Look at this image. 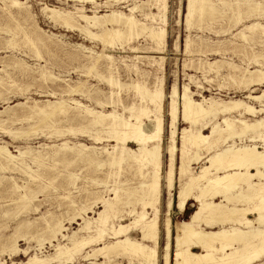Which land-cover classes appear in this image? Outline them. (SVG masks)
<instances>
[{
    "label": "bare ground",
    "instance_id": "obj_1",
    "mask_svg": "<svg viewBox=\"0 0 264 264\" xmlns=\"http://www.w3.org/2000/svg\"><path fill=\"white\" fill-rule=\"evenodd\" d=\"M0 1H3L6 8L10 11L8 15L10 20L15 19L14 14L11 12L12 9L17 12V15L22 14L23 10L27 9L24 7L23 3H20L17 0ZM66 1L78 2L81 3L82 6L81 8L76 9L75 13L65 11L61 12L49 9L48 7L44 9V13L49 15L56 23L60 24V26L68 29L69 31H75L81 34L85 33L86 38L88 37L89 39H91V41H99L105 47H112L114 44H116V42H121L122 46H124L123 44H130L133 40L143 37L152 43L153 47H151L150 49H165L167 43V30L165 23V11L167 3L166 0H147L143 2L142 5L134 3L133 6L129 9V14L120 12L118 10H110L106 11V13L102 15L98 14V12L102 8H109L110 1H114L116 2V4H125L128 2V0H106V2L105 0ZM187 3V15L185 20L189 25L194 16L198 15L199 17L204 13H210L211 15L219 13L220 15H226L225 17H227V15L229 14H233L236 18L242 20L241 14L246 15V12H248L249 16L247 15L246 18L247 20H251V24L246 26L244 30H248V32L253 36H257L258 34L261 36L264 35V25L260 22V20H252V17H255L253 19H256L257 17L264 18V11L259 10V8H261L262 10V8L264 7V0H188ZM84 5H91L92 9L94 10V15H87ZM155 11L157 13H154ZM257 11H259V14L256 16H252V14L254 15V13ZM136 13H140L145 21L143 22L137 19ZM50 17L48 19H50ZM19 20L20 19H18V21ZM22 20L24 19H21V21ZM159 20L163 22H161L162 26L158 24ZM148 21L150 23H147ZM233 22L235 23L236 21ZM154 23L157 24L154 25ZM16 28L20 29L19 26H16L14 29ZM19 31L21 32V30ZM21 35H23L22 39H24L33 47H37L38 43L43 42L40 35L35 34V37H32L31 34L26 33V30L24 33L22 32ZM246 37L248 36L244 32L242 34L234 35L233 39L235 40V38H240L241 41L237 42H241L240 46H246L249 45ZM258 38H255V40ZM51 44V47H60L58 43ZM66 44L68 45V43ZM217 44H221V42ZM192 45L194 46L195 44H193L192 40L188 39L185 44V52L192 48ZM45 47L50 46L45 43ZM141 47L133 46L130 48V50L133 53H138L140 50H142ZM75 48L79 49L80 52L84 55L81 57H85L87 60L93 59V62L90 61V63H92L91 66L94 70L98 67L97 63L99 62V60L105 59L108 63L107 70H110L109 78L105 77V80L109 83L108 85H110L111 88L116 87L115 89H122V87L131 88L130 90L133 89V92H135L134 94H136L140 101L139 104H136L134 102V104H132L131 106L124 107V111L129 113V116L125 117L122 115V113L119 114L116 110H113L110 113H105L104 111L96 112L94 109H90L88 106L82 105L75 99L69 98L68 100H65L62 98L58 102L47 101L45 103V107L43 108L35 107L34 110H36L34 114L38 113L43 115L44 117H49L50 115L57 112L67 114L71 110L80 109V116L70 113L72 116L67 120H69L70 122L80 121L85 123L86 125L83 124L79 128V130H74L75 128H71L69 129L70 132L74 133L82 130L89 131L93 130V128L99 127L101 128L100 130L106 134L105 136L108 140H115L117 145L113 147L112 152L104 149L107 153V157L109 156V159H107L106 162L105 160H101L99 158L100 153L98 149L94 147L88 148L85 145H80L78 147L74 146L73 148H69L67 147V144H64L61 146L60 151L65 149H77V154H79L80 152L89 162L91 161L95 164V161H104L101 163L102 166L104 163H116L117 165L115 164V166L118 167V165L124 162L127 158L131 159L133 162L138 163L140 165V167L138 166V170L141 175V182L138 181V190L129 192L130 195L128 197H138V199H136L135 197L137 201L135 202L141 205V210L137 211L136 207L132 205V208L125 211V216L131 218L132 222L128 225H116L113 220L124 210L122 208L123 204L121 203L122 205H120L118 203L119 196H117V194L115 193L117 201L116 203H114L115 198L106 200L101 196L97 198V200L100 201L103 205V211L99 212L97 217L93 219H89L90 217L87 219L83 217L80 218L83 220L84 225L81 226L82 228L74 232L71 236L63 234L67 229L62 224H58L57 229L54 228L55 226L53 227V237L57 238V236L59 235L67 241V244L65 245H62L59 242L57 245H53L55 249V254L53 256L41 257L39 255H34L29 258L27 263L25 262L20 264H75V260L77 257L85 262H89L90 264H97L95 262V258L100 255L101 257L104 256L105 258H107L108 264H111V253L125 255L126 258L127 256H129V264H133L134 261H136L138 264H159L158 248L160 210L158 209V204L161 202L163 181L165 182V187L170 198L167 204V210L169 213L166 215L167 217L164 220L166 242L163 247L164 254L162 258V264L263 263L264 117L260 115L264 113V90H262V93L260 95L254 96L253 94H250L246 96V99L259 103L260 107H255L253 104L242 100H231L227 102L211 98L204 99L202 100V102H197L193 99L194 94L190 90V87L187 85L183 86L182 91L181 88L180 90H178V87L174 85L172 90L170 89L171 92H168L167 94L164 87V79L162 78H156L151 87L147 86L145 81H140L139 79L136 81H132L129 85L122 84L119 80L120 78H116L111 72L115 64V60L111 55H105L103 53L98 54L93 51V49L89 47L87 48L84 45H80ZM216 52L218 53L220 51ZM254 57L255 58L253 59L248 58L250 60V63H248L247 61V67H243L242 65L236 64L234 62H226V65H221L218 61H214L210 62L207 68L209 69V71L215 73L216 75H218L224 68H226V76L229 79L239 81V84H245L247 88L252 84L261 85L264 84V61L258 60L257 56ZM144 58L154 60V63L158 62V65H162V62L164 61L163 57L158 58L159 61L155 60V58L153 57H135V59L137 60H142ZM141 64L143 63L141 62ZM251 65L255 66V69H252L250 67ZM99 70L100 69H98L97 71ZM134 70L137 74L142 75V77L147 75L136 66H134ZM97 71L95 72L97 73ZM39 75L41 74L39 73ZM41 76H43V78L46 77V72H44ZM97 76L101 77L99 75ZM161 76L163 77V75ZM48 77L49 76H47L46 79H48ZM51 77L52 76L49 77L50 80H53L51 79ZM103 79L101 78V80ZM50 80L49 82H51ZM78 88L79 87L76 88V91L78 90ZM76 91L72 90L66 92L68 94H71ZM78 91L76 93H78ZM66 92L64 93L66 94ZM84 94L85 92H82V95ZM51 96L53 99L56 96V93L53 92ZM166 98H168L167 115L170 119L167 124V130L169 134V145L166 152V154L168 155V165L166 175L163 176L162 170L164 166L162 165V142L165 134L164 110L166 105ZM48 107L52 108V111L49 112L47 110ZM81 115H84V117H86L82 118ZM245 116H249L253 119L250 120ZM218 117H222V122H214V120ZM145 119L150 122V125L147 126V123H144ZM180 121L190 124V127L184 128L181 132H178L177 125ZM207 129L211 130L210 134L208 135L204 134V131ZM246 135L248 137V139H246L248 140L249 144L234 142L235 137H242L243 139V136ZM177 138H179L181 142L179 146H177ZM94 139L96 140V142H101L103 140V137H101L100 135H96ZM231 141L232 143H230ZM128 143L136 145L137 149L130 148L128 146ZM191 147L198 148V151L196 152V155L194 157H190L189 154V148ZM202 148L206 149L205 154L200 153L199 149ZM58 153L59 151L56 152V154ZM23 154L26 153L20 154V157L23 156ZM176 159L180 160L178 163L180 166L178 167H176L175 165ZM35 161H39V159L37 158L35 159ZM23 162L24 161L13 156L12 153H10V151L7 149V147H0L1 171H11L16 169L18 170L19 167L17 164L21 163L22 166H26V164ZM98 163L99 162H97V164ZM194 164H202L200 170L195 174V168H192V165ZM110 167H112V165ZM175 171H178V173L176 174L179 177L178 179L175 178ZM114 174L115 177L116 173ZM109 179L110 177L108 178V180ZM175 180H178L180 183L176 195V209L178 214H182L191 201L197 205V210L193 212L188 221H181L174 224L172 220V209L174 206L173 190L175 188ZM107 183H105V192L117 191L115 187L111 190L108 189ZM21 187H23V185ZM8 190L5 189L6 192H9ZM30 192L31 191L29 190V193ZM32 192H34V189ZM35 192L37 193V191ZM103 192L104 191H102V193ZM5 196L3 198H5ZM20 196L21 199L27 197L25 193L24 195ZM217 199H221V201L216 202ZM20 203L24 204L22 203V201H20ZM21 206L23 207L24 205ZM23 209L24 208H22V210ZM149 209H152L154 212L152 218L148 216ZM87 210L88 209L84 210V213L87 212ZM250 215H255L256 217L254 219H251L249 218ZM72 220L79 221V218H77V216H74ZM132 229H135L141 234L139 240L133 239L131 237L130 231ZM173 231L175 232L174 236ZM93 232H95V234H92ZM106 237L115 241L113 243H105L100 248L93 249L92 251H89L87 253L83 252L88 246L92 245L93 243L101 242ZM16 241L14 243L11 241L12 244L10 245H14L13 248H10L9 250V252H12L10 254L11 256H16L19 253V249L17 248V246H15ZM172 242H174L176 247L174 255L172 254ZM149 243L153 244L151 245ZM6 245H4L3 248L6 247ZM5 251L6 250H4L3 252ZM23 252L24 254H28V250H25ZM0 264H6V262L0 261Z\"/></svg>",
    "mask_w": 264,
    "mask_h": 264
},
{
    "label": "rangeland",
    "instance_id": "obj_2",
    "mask_svg": "<svg viewBox=\"0 0 264 264\" xmlns=\"http://www.w3.org/2000/svg\"><path fill=\"white\" fill-rule=\"evenodd\" d=\"M17 1L23 3L24 7L27 9L23 10L22 14H20L21 16L19 14L17 15V12L12 9L11 12L15 16L14 20L9 19L8 15L10 11L4 5L5 3L0 1V147H7L13 156L24 161L23 163L26 164V166H22L21 163H16L19 167L18 170H2L3 172L0 170V236H2L0 237V244L6 245L9 243L4 248V245H0L2 247V249L0 247V261H5L6 264L27 263L29 258L34 255H39L41 257L53 256L55 254L53 245H57L58 242L62 245L67 244V241L61 236L58 235L57 238L53 237L54 234L52 233H54V228L57 229V225L62 224L67 229L63 234L71 236L84 225L83 220L80 218L83 217L87 219L90 217L89 219H93L97 217L99 212L103 211V205L97 200V198L101 196L106 200L115 198V202L113 201L114 203L117 202L115 197L116 194L119 196L118 203L120 205L123 204L122 208L124 209V212L122 211L113 220L116 225H128L132 222L131 218L125 216V211L132 208V205L136 207L137 211L141 210V205L136 203V199H138V197H128L130 195L129 192L138 190V181L141 182V175L138 170L140 165L138 163L133 162L131 159L126 157L127 159L118 165V167L115 166L116 163H104L102 166L101 163L104 161H97L99 162L98 164L96 161L95 164L91 161L89 162L83 154L80 152L77 154V149H65L60 151L61 146L64 144H67V147L69 148H73L74 146L78 147L80 145H85L88 148L94 147L97 148L100 153L99 158L101 160H105L106 162V160L109 159V156L107 157V153L104 149L112 152L113 147L117 145L115 140H108L105 136L106 134L102 132L99 127L93 128V130L89 131L82 130L74 133L70 132L69 129L71 128L79 130L83 124L86 125L80 121L70 122L67 120L72 116L71 114L80 116V109H77L78 111L76 109L71 110L67 114H62V112H59V114L57 112L49 117H44L38 113L34 114L36 110H34L35 107L43 108L45 107V103L47 101L58 102L62 98L65 100H68L69 98L75 99L82 105L88 106L90 109H94L96 112L104 111L105 113H110L113 110H116L119 114L122 113L125 117H128L129 113L124 111V107L131 106L134 102L139 104L140 101L136 94H134L135 92H133V89L130 90L131 88L122 87V89L117 88V90L115 89L116 87L111 88V86L108 85L109 83L105 80V77L109 78L110 70H107L108 63L105 59H100L97 63L98 67L94 70L91 66L92 63H90L93 59L87 60L85 57L84 59L81 57L84 55L75 47L84 45L87 48L89 47L93 49V51L98 54L103 53L105 55H111L115 60V67L113 66L111 72L116 78H120L119 80L121 83L125 85H129L132 81L139 79L140 81H145L147 86L151 87L156 78H162L164 79V87L167 94L168 92H171L174 85L178 87V90L181 88V91L183 86L187 85L194 94L193 99L197 102H202L204 99L211 98L227 102L231 100H242L253 104L255 107H260L259 103L246 99V96L250 94H253L254 96L260 95L262 90H264V84H252L247 88L245 84H239V81L229 79L226 76V68H224L218 75L209 71L207 68L208 64L214 61H218L221 65H226V62H234L242 65L243 67H247L248 63H250L249 59L255 58L254 56H257L258 60L264 61V35L261 36L258 34L257 36H253L248 32V30H244L246 26L251 24V20H247L246 18L247 15L249 16L248 12H246V15L241 14L242 20L236 18L233 14H229L225 17L226 15H220L219 13L213 15L210 13H204V16H194L189 25L185 20L187 15L186 7L188 0H166L165 23L167 30V43L165 49H162V52V50H157L156 48L150 49L153 47L152 43L143 37L133 40L130 44H123L124 46H122L121 42H116V44H114L115 46L105 47L99 41H91L88 37L86 38L85 33L81 34L75 31H69L68 29L60 26V24L56 23L49 15L44 13V9L47 7L61 12L65 11L75 13L76 9L81 8V3L72 1L69 2L66 0ZM145 1L147 0H128L125 4H116V2L110 1V7L100 9L98 14L102 15L105 14L106 11L110 10H118L129 14V9L134 3L142 5ZM84 6L86 8L85 12L87 15H94V10L91 5ZM263 9L264 7L262 10L259 8L260 11H264ZM154 13L157 12L155 11ZM258 14L259 11L255 12L254 15L252 14V16H256ZM136 16L137 19L143 22L145 21L140 13H136ZM49 17L50 19H48ZM253 18L255 17H252V20H260V22L264 25L263 17H257L258 19ZM18 19L20 20L18 21ZM21 19L24 20L21 21ZM233 21L236 22L234 23ZM161 22L162 21L160 20L158 22L160 26H162L163 23ZM147 23L150 22L148 21ZM156 24L154 23V25ZM16 26H19L20 29H14ZM19 30H21V32ZM25 30L26 33L31 34L32 37H35V34L40 35L43 42L38 43L37 47H33L22 39L23 35L21 34L22 32L24 33ZM244 32L248 36L246 39L248 40L249 45L240 46L241 42L239 43L237 41H241V39L235 38V41L233 36ZM255 38H258L259 40H255ZM188 39L192 40L195 45H192L193 47L191 46L192 48L189 49L190 51L188 50L185 52V44ZM220 42L221 44H217ZM45 43H47L50 47H45ZM51 43H58L60 47H51ZM66 43H68V45ZM133 46H142V50L138 53H133L130 50ZM243 50L245 54L243 53ZM216 51L220 52L217 53ZM137 56L153 57L158 61V58L163 57V66L158 65L157 61V63H154V60L149 58L137 60L135 59ZM141 62L143 64H141ZM134 66L147 75L142 77V75L137 74L134 70ZM250 67L255 69V66L253 65ZM98 69H100V72L97 71ZM95 71H97V73ZM44 72H46V77L43 78L41 75H43ZM39 73L41 75H39ZM97 75L101 77H98ZM161 75H163V77ZM47 76H52L51 79L53 80H50L49 77L46 79ZM101 78L103 80H101ZM49 80L51 82H49ZM77 87H79V91L77 90L78 93H76ZM72 90L76 91L71 93L72 95L66 92ZM81 91L85 92V94L82 95ZM53 92L56 93V96L52 99L51 94ZM64 92H66V94ZM47 110L50 112L52 111V108L48 107ZM167 111L168 98H166L164 110L165 134L162 142V165L164 166L162 170L163 176L166 175L168 165V155L166 152L169 145V134L167 124L170 118H168ZM260 116L264 117V113ZM81 117L85 118L86 116L84 117V115H81ZM245 117L250 120L253 119L249 116ZM221 120L222 117H218L214 120V122H222ZM144 123H147V126L150 125V122L147 121V119L144 120ZM189 125L190 124L180 121L177 125L178 132H181L184 128L190 127ZM210 132L211 130L207 129L204 131V134L208 135ZM96 135L103 137V140L101 142H96L94 139ZM246 138L248 139L247 135L243 136V139L242 137H235L234 142L249 144ZM180 143V139L177 138V146H179ZM230 143H232V141ZM128 146L130 148L137 149V146L134 144L128 143ZM195 148L196 147L189 148L190 157H194L196 155L198 148ZM202 149H199L200 153L205 154L206 149ZM57 151H59L58 154H56ZM22 153L26 154H23V156L20 157V154ZM37 158L39 161H35ZM179 161V159H176V167L180 166L178 164ZM111 165L112 167H110ZM201 166L202 164L192 165V168H195L194 174L200 170ZM23 170L25 173L27 172L26 175ZM114 173H116L115 177ZM177 173L178 171H175L176 179L179 178L178 175H176ZM107 176L108 178L110 177L109 180ZM175 182V188L173 190L174 206L172 209V220L174 224L181 221H188L193 212L197 210V205L191 201L187 206V210L182 214H178L176 209V195L180 183L178 180H175ZM105 183L108 184V189L111 190L115 187L117 191L105 192ZM22 185L23 187H21ZM32 188L34 189V192H32ZM5 189H9V192H6ZM29 190L31 191L30 193ZM35 191H37V193ZM102 191L104 192L102 193ZM23 192L27 195V197L21 199L20 195H24ZM4 196L5 198H3ZM169 198L170 196L168 195L165 182L163 181L161 202L158 204V209L160 210L158 248L159 264H162L164 254V220L167 217L166 215L169 213L167 210ZM121 200H123L124 203ZM20 201L24 204H21ZM220 201L221 199L216 200V202ZM20 204L27 206L28 208L24 206L22 207ZM21 207L26 210H22ZM85 208L88 210L84 213V210H86ZM148 213V216L152 218L154 214L153 210L149 209ZM74 216H77L79 221H73L72 218ZM255 217V215H250L249 218L254 219ZM92 234H95V232ZM130 235L133 239L137 240H139L141 236V234L135 229L130 231ZM174 235L175 232L173 231V236ZM11 241L13 243L16 241L15 246L19 249V253L16 256L10 255L12 252H9V250L14 246L10 245L12 244ZM114 241L115 240H111L106 237L103 241L93 243L88 246L83 252L87 253L93 249L100 248L105 243H113ZM149 244L152 245L153 243ZM4 250L6 251L3 252ZM25 250H28V254H24L23 251ZM175 251L176 247L174 242H172L173 255L175 254ZM102 257L101 255L97 256L95 258V262L97 264H108L107 258L104 256ZM110 258L111 264L130 263L129 256L126 258L125 255L111 253ZM75 264L90 263L77 257ZM133 264L138 263L134 261ZM261 264H264V262Z\"/></svg>",
    "mask_w": 264,
    "mask_h": 264
},
{
    "label": "crops",
    "instance_id": "obj_3",
    "mask_svg": "<svg viewBox=\"0 0 264 264\" xmlns=\"http://www.w3.org/2000/svg\"><path fill=\"white\" fill-rule=\"evenodd\" d=\"M188 205H189V204H188ZM186 210H187V208H186ZM186 210H185V211H186ZM183 213H184V212H183ZM165 242H166V241H165Z\"/></svg>",
    "mask_w": 264,
    "mask_h": 264
}]
</instances>
